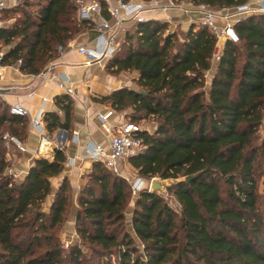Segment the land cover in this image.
Instances as JSON below:
<instances>
[{
	"label": "trees",
	"instance_id": "obj_1",
	"mask_svg": "<svg viewBox=\"0 0 264 264\" xmlns=\"http://www.w3.org/2000/svg\"><path fill=\"white\" fill-rule=\"evenodd\" d=\"M189 1L223 9L248 0ZM77 9L73 0H20L5 8L2 13L20 15L0 27L2 65L40 74L59 46L96 27L80 20ZM131 22L106 66L114 73L138 71L139 89L122 87L96 100L118 111L132 107L129 120L157 121L154 132L140 133L144 151L129 163L142 178L177 180L168 190L180 211L144 187L131 218L137 244L126 226L130 184L93 161L79 192L75 228L94 254L86 256L78 245L65 251L58 228L71 202L67 177L50 211L42 207L53 191L52 178L64 170L65 149L55 147L51 159L36 157L22 180L7 174L11 161L2 135L24 141L30 122L28 115L12 114L0 97V264H264V197L256 167L264 119V12L235 23L239 41L226 40L218 61V38L205 25L191 24L181 38L167 21ZM214 62L208 85L205 74ZM55 104L63 116H43L50 136L72 129L71 96L57 95Z\"/></svg>",
	"mask_w": 264,
	"mask_h": 264
},
{
	"label": "crops",
	"instance_id": "obj_2",
	"mask_svg": "<svg viewBox=\"0 0 264 264\" xmlns=\"http://www.w3.org/2000/svg\"><path fill=\"white\" fill-rule=\"evenodd\" d=\"M161 2L167 7L165 9H154L145 12L144 16L146 20L159 19L169 22L170 28L178 30L181 38L184 37L191 24H201L203 9L199 5H194L189 0H161ZM250 4L256 7L257 1L251 0ZM214 10L218 14L217 23L222 27L226 22L223 15L229 13L232 7ZM251 14L254 13L246 12L241 14L240 17L243 19ZM129 21H126L124 26ZM98 36L99 29L97 25L91 29H84L59 52L58 56L52 58L47 65L53 66V69L65 78L67 85L72 86L74 90L73 94H69L74 102L71 131L63 129L66 132H62L58 129L51 136L46 131L45 126L43 131V135L51 141L47 154L44 157L53 158L55 147L64 148L66 152L64 170L60 175L52 178V182L58 188L63 178L67 177L71 183L73 195H77L85 184L84 175L88 173L89 168L93 164L92 160L84 157L86 148L93 143H106L107 134L104 131L103 121L99 115L107 116L106 122L108 124H121L129 120L126 118V113L123 110H115L108 103L99 102L96 98L108 95L122 87L139 89L136 83V79L139 77L138 71L127 70L114 73L109 71L106 66L110 58L108 60L87 63L84 55L79 53V46L95 48ZM122 39L123 31H120L117 34L118 46ZM224 43L225 40L220 41L221 46ZM215 66L216 63L214 62L212 68L205 74L208 85L215 72ZM0 88L3 89L0 97L5 102L10 105L21 102L28 108L29 122L41 109H43V112L57 111L63 116V113L55 104V97L66 92L56 81H42V77L39 74H28L20 71L15 66L2 65L0 67ZM263 126L264 119L262 128ZM144 130H147V128H144ZM75 132L77 133L76 138H74ZM40 140L41 134L29 123L26 129V137L23 141L25 149L22 151L14 146V151L8 152V159L19 173V180L25 177L33 160L36 157L43 156L38 153ZM127 163L122 164V176L127 171H130ZM129 166L133 168L130 164Z\"/></svg>",
	"mask_w": 264,
	"mask_h": 264
},
{
	"label": "built area",
	"instance_id": "obj_3",
	"mask_svg": "<svg viewBox=\"0 0 264 264\" xmlns=\"http://www.w3.org/2000/svg\"><path fill=\"white\" fill-rule=\"evenodd\" d=\"M20 0H0V27L5 25L1 19L2 11L10 6L18 4ZM78 9L77 16L80 20L94 21L99 29V36L95 48L88 46H79L78 51L86 58L87 63H92L101 60H108L118 49L117 34L124 31V23L129 20L143 21L145 20L144 13L154 9H165L161 0H73ZM251 0L246 3L232 7L229 13L223 15L226 19L225 24L220 27L217 23V12L208 6L199 5L203 9V18L201 24L209 27L217 36L218 42L214 54V60L220 59L223 51V46L220 45L221 40H230L232 42L239 41V35L234 27L235 23L241 20L240 15L246 12H264V0L257 1V6L253 7L250 4ZM106 11L109 17L103 15ZM59 51L64 49L63 46L58 47ZM3 51H0V67L2 66ZM39 76L42 81L53 80L64 89L67 94H73V87L67 85L66 79L57 73L53 66H47ZM46 100V98H44ZM10 112L15 115L26 116L29 114L28 108L21 102H16L10 105ZM44 112L41 109L35 117L31 119V125L34 126L41 134L38 153L46 156L50 146V139L43 135ZM103 121V128L106 132V143L90 144L86 150L84 157L92 161L102 162L106 168L112 172L121 175L122 164L129 162V158L144 151L145 145L140 133L144 128L137 122L127 120L121 124H108L107 116L99 115ZM77 137L75 132L74 138ZM2 140L7 149L17 147L19 150H24L23 141L17 136L9 133L2 135ZM262 141H264V128L262 133ZM6 173L19 180V173L11 165L7 168ZM137 182V181H136ZM134 182L131 184V189L134 194L140 191L142 186Z\"/></svg>",
	"mask_w": 264,
	"mask_h": 264
},
{
	"label": "rangeland",
	"instance_id": "obj_4",
	"mask_svg": "<svg viewBox=\"0 0 264 264\" xmlns=\"http://www.w3.org/2000/svg\"><path fill=\"white\" fill-rule=\"evenodd\" d=\"M34 8H36V6L31 7V9H34ZM19 15H20L19 11L15 12V13L4 11L1 14V19L3 20V22L5 24H12L13 22H15V20L17 19V17ZM131 23L132 22L129 21L126 23L125 26H130ZM108 61H107V63H108ZM123 112L126 113L127 119H134L133 118L134 111H133L132 107H129L126 110H123ZM137 122L143 128H147V130L151 133L154 132V130L157 127V121L153 117H148V118H145L143 120H137ZM263 128H264V126H263ZM263 128L262 127L260 128L259 138L257 140L260 147H259L258 158L256 160L257 175H258V191L262 197H264V151H263V147H262V143H261L262 142ZM5 132H9V131L6 130ZM12 151H14L13 148L8 149V152H12ZM11 164L13 166V163H11ZM129 164L130 163L128 162L127 166L130 168V171H127L126 174L124 172L125 175L123 176L126 178L125 181H126L127 185L129 183L130 188H131V184H133L134 182L137 181L136 183H138L139 186H142L140 191L144 187L149 189L151 180L153 178H142L140 175H138L137 171L134 168H131L129 166ZM90 170H91V167L89 168L88 173H86L84 175L85 183L88 182V174H89ZM156 177L161 178L159 176H156ZM165 180H166L168 186L165 188V190L163 192H156V193L163 196L172 208H174L177 211H180L179 203L177 202L172 191L168 190V188L171 187L173 184H175L177 182V180H174V179H165ZM52 186H53L52 193L49 195V197L46 198V200L43 202V205H42L43 210L46 212L50 211L51 204L55 198V191H56L57 187H56V184L54 182H52ZM131 191H132V189H131ZM79 192H80V190H79ZM79 192L77 193V195H73L74 193H73V189L71 187V190H70L71 202H70L69 210H68V213L66 216V221L61 225V228H58V232L61 236L60 238H61V241L63 243V248L65 251H68L71 246L78 245L82 248V250L84 251L86 256L92 257L94 253H93L92 249L90 248V245L86 241L82 240V238L78 235L76 228H75L76 215H77V212L79 210V202H78ZM139 192H137L136 194H134L133 191L131 192L132 196H131L129 205L126 209V226L135 238H136V236L133 233V230L131 228V218H132V211L135 207V201H136V198L138 197ZM135 240H136L137 244H140V242L137 240V238ZM104 259L110 260V256H106V257H104ZM112 260L114 261L115 257H113Z\"/></svg>",
	"mask_w": 264,
	"mask_h": 264
},
{
	"label": "water",
	"instance_id": "obj_5",
	"mask_svg": "<svg viewBox=\"0 0 264 264\" xmlns=\"http://www.w3.org/2000/svg\"><path fill=\"white\" fill-rule=\"evenodd\" d=\"M2 91H3V89L0 88V93ZM60 131L66 132L63 129H60ZM191 179H192V177H187V181H190ZM167 186H168V184H167L165 179L153 177V179L151 180L150 186H149V191L163 192Z\"/></svg>",
	"mask_w": 264,
	"mask_h": 264
}]
</instances>
